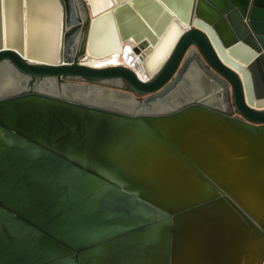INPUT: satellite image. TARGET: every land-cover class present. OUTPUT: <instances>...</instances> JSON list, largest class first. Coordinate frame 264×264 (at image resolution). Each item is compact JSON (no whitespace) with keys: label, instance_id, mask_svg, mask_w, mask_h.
I'll return each mask as SVG.
<instances>
[{"label":"water","instance_id":"obj_1","mask_svg":"<svg viewBox=\"0 0 264 264\" xmlns=\"http://www.w3.org/2000/svg\"><path fill=\"white\" fill-rule=\"evenodd\" d=\"M78 1L0 2V65L35 80L0 90V264H264V0H87L86 42ZM102 23L150 80L79 63ZM193 61L224 109L180 91Z\"/></svg>","mask_w":264,"mask_h":264},{"label":"bare ground","instance_id":"obj_2","mask_svg":"<svg viewBox=\"0 0 264 264\" xmlns=\"http://www.w3.org/2000/svg\"><path fill=\"white\" fill-rule=\"evenodd\" d=\"M80 1H81V3H84V6L87 10V16L89 19L88 25H87L86 36H85V42H86L88 29H89L90 22H91L93 16L90 12V5H89L88 1L87 0H80ZM113 5L115 6L117 4L115 2H113ZM48 11H49L48 6H46V8L45 7L40 8V12L42 14L41 16L46 19V15H47L48 19H49L50 16L48 14ZM25 29H26L25 22L23 21V31H25ZM45 32H46V23L43 24V26H41V27L38 26L37 29H34V36L36 37V34H37L36 43L38 46H40V48H42V47L44 48V46L47 44V37H46ZM173 34H174V31H171L168 38L173 36ZM94 35H95L94 44L97 46V48L100 47V49L102 48L103 50H107V48L110 49L113 46H115V44H116V49L113 50L112 52H110L109 54L104 55V56H100V57L99 56L94 57V56H89L88 54H85L79 60V63L81 65L93 67V68H106V67L123 66V67H127V68L131 69L138 76V78L140 80H142L144 82L150 80L151 76H148V74L144 71L139 55L134 54V52L132 51L134 43L129 42V43L124 44V43L119 42L117 40L115 43V31H114L112 24L102 23V24L98 25L97 26V32ZM158 39H157L156 43L158 42ZM49 41L51 42L50 39H49ZM168 41H167V43H168ZM167 43L166 42L163 43L162 47H164V48L162 50H164L166 45H168ZM61 44H62V36L59 34L58 47ZM24 50L26 51L25 39H24ZM25 51H24V54L22 55V57L26 58V60L28 62L46 63V62H42L39 60H34L32 58L27 59ZM42 51H43V53L41 51H39L40 56L43 57L44 54L47 55V49L44 48V49H42ZM146 51L147 50L140 51V56L144 57L145 55H147ZM151 51H152V48H151ZM161 53L157 54L153 58L154 61H156L159 58V55H161ZM147 57H148V55L145 56V58H147ZM61 58L62 57H61V53H60L59 56H57V58H56V64H59ZM113 61H114V63H112ZM190 67H189L188 72L185 76V79L179 85L180 91L188 92L186 94L188 96H191L192 93L193 94H199V93L204 92V96H202L203 99L207 100V102L211 105H214V106H217V107L224 109V106H223L222 102L220 101V96L217 97L216 94L207 95V90L211 89L212 85L209 86V83L206 80L201 79L200 76L199 77L195 76V73H196L195 70L197 69V64L193 61L190 65ZM195 77H196V80H195ZM55 83L56 82L53 80L45 79L41 82L40 88L46 89L49 92H57L62 87L59 84L56 85ZM185 84H187V85L185 86ZM28 87H29V82H28V80H26V78H23L22 75L15 72L10 66H8L6 64L0 65V90L2 92H10V91L19 90V89L28 88ZM91 88L93 90H95L96 92H99V93L101 91H103V89H100L97 87H91ZM109 90H111V89H109ZM120 96H121V98H118L117 99L118 101L123 102V104L129 103V101L126 99V97H128L126 93H123V95H120ZM209 97H211V98H209ZM132 98H134V97L132 96ZM165 99L166 98L164 97V100ZM162 102H163V99L157 100L156 102L151 103L149 107L142 108V109L150 110L151 108L152 109L157 108L158 105L161 106ZM132 103H134V102L132 101ZM116 105L121 106L125 109L130 108V107L127 108V107L119 105V104H116Z\"/></svg>","mask_w":264,"mask_h":264},{"label":"rangeland","instance_id":"obj_3","mask_svg":"<svg viewBox=\"0 0 264 264\" xmlns=\"http://www.w3.org/2000/svg\"><path fill=\"white\" fill-rule=\"evenodd\" d=\"M75 1V5H76V7H77V9H78V11H79V13L81 12V14H82V9H84L82 6V4H80V2L78 1V0H74ZM84 21V27H83V29H84V31H85V27H87V21L85 22V19H83ZM230 90V89H229ZM227 101H228V104H229V106L231 107V109H233V107H232V104H231V94H230V91H229V94L227 95ZM234 111V110H233Z\"/></svg>","mask_w":264,"mask_h":264},{"label":"flooded vegetation","instance_id":"obj_4","mask_svg":"<svg viewBox=\"0 0 264 264\" xmlns=\"http://www.w3.org/2000/svg\"><path fill=\"white\" fill-rule=\"evenodd\" d=\"M34 81L35 80H31L30 82H29V87L30 88H33V84H34ZM63 81H59L58 83H62ZM58 83H55L56 85H58ZM232 111V110H231ZM233 112V111H232ZM234 113V112H233Z\"/></svg>","mask_w":264,"mask_h":264},{"label":"snow or ice","instance_id":"obj_5","mask_svg":"<svg viewBox=\"0 0 264 264\" xmlns=\"http://www.w3.org/2000/svg\"><path fill=\"white\" fill-rule=\"evenodd\" d=\"M0 2H2V0H0ZM112 63H114V61Z\"/></svg>","mask_w":264,"mask_h":264}]
</instances>
